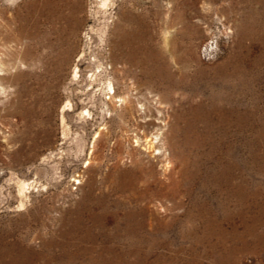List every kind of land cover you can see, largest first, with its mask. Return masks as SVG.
I'll return each instance as SVG.
<instances>
[{
    "label": "rangeland",
    "instance_id": "374dc122",
    "mask_svg": "<svg viewBox=\"0 0 264 264\" xmlns=\"http://www.w3.org/2000/svg\"><path fill=\"white\" fill-rule=\"evenodd\" d=\"M62 2L0 0V264H264V0Z\"/></svg>",
    "mask_w": 264,
    "mask_h": 264
},
{
    "label": "bare ground",
    "instance_id": "6f19581e",
    "mask_svg": "<svg viewBox=\"0 0 264 264\" xmlns=\"http://www.w3.org/2000/svg\"><path fill=\"white\" fill-rule=\"evenodd\" d=\"M61 1L64 2V0H61ZM99 1L101 3L99 7L104 12L106 9H108V7H110L111 2H112V0H99ZM47 2L48 4H51V0H47ZM64 3L66 4L67 2H64ZM90 41H91V37L88 36L86 39V45L83 46L84 48L71 46L70 44L66 47L67 43L65 45V48L63 47L58 48L56 43H49L47 51H46L45 59H44V64L48 68L49 73L55 74L63 66H66L67 63L69 62L73 63L74 66L71 72V79L73 81H78L80 79L79 64H83V63H89V65L92 64L95 70L88 71V75H87L88 80H89L88 87L92 88L93 85L99 81L100 85L97 91L102 90L103 92L104 90H106L107 95H110L108 99L114 100L115 92H114L113 84L111 82H107L106 85L103 87V82H102L103 81L102 78H107L109 76V72L107 71V69H105L104 64L101 62L102 59L100 57L99 51L98 53H92ZM122 43L123 41L120 42L119 44L116 43L115 45L116 52L119 50V46H121ZM34 48H36V46H34ZM73 110H74V107H73L72 102L70 100H66L61 108V111L62 112H65V111L72 112ZM61 125L62 126L65 125V118L63 116H61ZM27 187H28L27 183L25 182L19 183L18 191L21 196H23L26 193ZM22 206L23 205L20 204V207Z\"/></svg>",
    "mask_w": 264,
    "mask_h": 264
}]
</instances>
